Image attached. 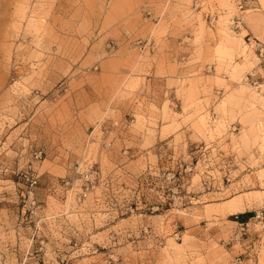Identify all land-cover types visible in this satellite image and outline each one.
<instances>
[{
    "label": "rangeland",
    "instance_id": "1",
    "mask_svg": "<svg viewBox=\"0 0 264 264\" xmlns=\"http://www.w3.org/2000/svg\"><path fill=\"white\" fill-rule=\"evenodd\" d=\"M194 1L0 0V160L23 187L32 166L40 206L2 210L0 264H232L245 209L259 217L238 240L264 264V0ZM152 64L180 106L115 111ZM84 160L100 179L79 201Z\"/></svg>",
    "mask_w": 264,
    "mask_h": 264
},
{
    "label": "crops",
    "instance_id": "2",
    "mask_svg": "<svg viewBox=\"0 0 264 264\" xmlns=\"http://www.w3.org/2000/svg\"><path fill=\"white\" fill-rule=\"evenodd\" d=\"M222 1L226 4L227 3L232 4V2L229 0L227 1L222 0ZM142 77L144 78V80L142 83L141 91L135 93L133 99L128 98L125 101L117 100V102H115L114 104L115 111L134 115V113L137 111V103H143V108L139 111H141L145 117L148 118L152 116H157V118L161 119V109L163 102L165 101V98L167 96V93H168L167 97L169 101L171 102V104L174 105V107H170L171 110L174 112V109L180 106L181 100H179V98L176 96V90H177L176 87L174 85L169 87L167 85L168 79L164 76H160L156 74V64L150 65L148 69V73L144 74ZM84 91L89 101L95 102L97 100V99L95 100L94 90H91L90 88H84ZM109 133H111L110 130H108L106 135L108 136ZM159 134L160 131L158 129V136L156 138V141L154 142L153 146H149L148 148L151 149L152 147H154L153 149L155 150V153L156 151L159 152L157 158L161 162V160H163V158L165 157V151L167 150V147L170 146L169 142L171 141L172 134L162 139L159 138ZM167 139H169V141ZM141 141L142 140L140 139L138 134L129 133L127 136V142L132 143L134 145L132 149H137ZM121 144H123L122 141ZM113 158H115L114 161L117 163L118 161L121 160L120 157H118L117 155H115ZM5 164L6 163L4 162V160L1 159L0 160V215L2 213V210H4L5 208L6 209L9 208L14 209V207L17 208L15 203H18L20 201V193L23 187L20 181H15V179L12 176H10L9 178H4V176H6L7 173L4 171L5 169L3 168H7V169L10 168V170L8 171L10 175L14 174L15 176V174L19 172V169H16L17 168L16 166L10 165L11 167L9 166L5 167ZM149 167L151 166L149 165ZM5 181H10L12 185L6 184ZM130 192H132V190H130ZM106 195H107L106 196L107 203L109 202L110 208H113L112 204H114L113 206L115 208L116 203L112 201L114 198H116L115 195L111 192L107 193ZM132 195L133 192L131 193V196ZM7 201L10 202V204L8 205L5 204ZM256 215L254 216V213L251 209H245L243 211L238 212L237 215L235 216L238 220L233 221L236 227L230 239L227 241V243L231 244L232 246H234L236 243L240 244V249L237 252H239L238 254H243V255L241 258L242 260L240 261L239 259V264H251L252 261L251 252L252 251L255 252L254 249L255 245L251 246L247 240L249 238H253L254 236L250 237L251 233H249V235L245 240L247 243H245V241L241 243L240 240L234 241L233 235L237 231L239 224L241 223H247L248 226L246 228V231L247 230L250 231L249 226H251L252 223L254 225L253 221L255 220L253 219H256ZM16 225H14V230H19L18 229L19 227H17ZM0 226H2V228L4 229H7L3 217H1ZM256 236H260V234H257ZM256 241L259 242L260 239H257ZM1 260H3V258ZM235 260L236 258L233 259L232 264H235Z\"/></svg>",
    "mask_w": 264,
    "mask_h": 264
},
{
    "label": "built area",
    "instance_id": "3",
    "mask_svg": "<svg viewBox=\"0 0 264 264\" xmlns=\"http://www.w3.org/2000/svg\"><path fill=\"white\" fill-rule=\"evenodd\" d=\"M240 0H238V8L241 9L242 4H240ZM194 3L197 5L198 1L195 0ZM209 14V13H207ZM214 17H211L209 14V20L212 21L214 20ZM244 22V15L236 13L234 17H232L231 21V26L234 28H239L242 23ZM151 40L146 41V44L144 46H150L151 45ZM105 134H107L108 129H103ZM42 155V151L38 150L37 153L35 154L36 159H40ZM76 172L79 175V180H80V191L77 194V200H82L84 199L95 187L96 183L100 179V171L94 167L93 164L89 163L88 161H83V163L78 164ZM22 174V179L24 183V187L20 193L22 202H23V207H25V210L29 213L30 217H35L37 215V212L39 211V204L35 196V190L36 186L38 184V175L36 174V171L32 168L31 165L26 167ZM64 184L70 183L69 180H64ZM259 215H256V218H258ZM248 224L247 223H241L239 224V227L237 231L233 235L234 240H238L242 234L245 233L246 228ZM235 264H239V258H236Z\"/></svg>",
    "mask_w": 264,
    "mask_h": 264
},
{
    "label": "bare ground",
    "instance_id": "4",
    "mask_svg": "<svg viewBox=\"0 0 264 264\" xmlns=\"http://www.w3.org/2000/svg\"><path fill=\"white\" fill-rule=\"evenodd\" d=\"M203 5V4H202ZM204 6V5H203Z\"/></svg>",
    "mask_w": 264,
    "mask_h": 264
}]
</instances>
